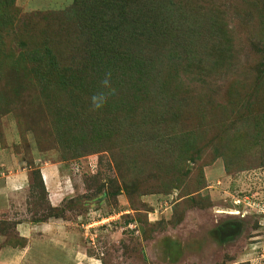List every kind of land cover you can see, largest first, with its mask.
Returning a JSON list of instances; mask_svg holds the SVG:
<instances>
[{
	"label": "rangeland",
	"instance_id": "obj_1",
	"mask_svg": "<svg viewBox=\"0 0 264 264\" xmlns=\"http://www.w3.org/2000/svg\"><path fill=\"white\" fill-rule=\"evenodd\" d=\"M42 166L69 190L56 208ZM13 167L32 218L60 219L87 264H261L264 0H0ZM11 228L0 219V247L35 250Z\"/></svg>",
	"mask_w": 264,
	"mask_h": 264
},
{
	"label": "crops",
	"instance_id": "obj_2",
	"mask_svg": "<svg viewBox=\"0 0 264 264\" xmlns=\"http://www.w3.org/2000/svg\"><path fill=\"white\" fill-rule=\"evenodd\" d=\"M2 161V165H5L4 162L6 160L3 159ZM11 161L9 157L7 162ZM26 168L20 167L15 172H11L14 167L10 170L9 168L0 170V219L5 220L9 226H12L14 238L18 240L19 244L22 242L27 243V248L32 246L35 250L28 249L26 252L24 250L26 249L25 247L18 248V245H15L14 248H11V246L0 247V264H20L24 256L25 259L32 258V256L36 259L38 254H41L42 264H61L64 262L87 264L85 261L86 249L81 254L73 249V246L77 245L76 243L79 241V238H76L74 242L70 243L73 245L71 249L67 248L66 243L71 239L66 237V227L61 228V224H59L60 219L46 216V219L43 218L44 220L39 221L32 218L31 214H29L26 208L27 191H29L27 176L24 171ZM43 168L44 166L40 168V175L48 198L47 201L51 208H56V204L62 202V198L69 193V190L63 181L58 183L60 177L59 171L46 166ZM259 234L253 237L255 241L257 240L256 238L263 235L261 233ZM56 235L61 236L57 237ZM35 237L43 238L45 242L42 244L38 242L37 245H34ZM3 241H5V237ZM250 242H254V240L252 239ZM62 246L63 248H61ZM34 251L37 253L34 254ZM74 254L78 256L76 262L71 261V258L75 256ZM262 256H264V253ZM90 260L93 264H101L95 258L91 257ZM261 264H264V260L261 261Z\"/></svg>",
	"mask_w": 264,
	"mask_h": 264
},
{
	"label": "clouds",
	"instance_id": "obj_3",
	"mask_svg": "<svg viewBox=\"0 0 264 264\" xmlns=\"http://www.w3.org/2000/svg\"><path fill=\"white\" fill-rule=\"evenodd\" d=\"M109 79L110 78L107 74L102 77L100 89L90 97V103L92 106H96L99 103L103 102L105 95L107 94V90L104 86L109 83Z\"/></svg>",
	"mask_w": 264,
	"mask_h": 264
},
{
	"label": "built area",
	"instance_id": "obj_4",
	"mask_svg": "<svg viewBox=\"0 0 264 264\" xmlns=\"http://www.w3.org/2000/svg\"><path fill=\"white\" fill-rule=\"evenodd\" d=\"M218 184H219V181H218ZM240 200L241 199H235V201H236V203L235 204H239L240 203ZM242 201H244V200H242ZM248 206H250L251 207V205L250 204H248V203H246ZM223 208H225V207H223ZM214 209L215 210H217V207H214ZM221 212H223V210H221ZM225 213H233V214H240L241 212H239V210H236V211H231L230 209H226V211H225ZM242 214V213H241Z\"/></svg>",
	"mask_w": 264,
	"mask_h": 264
},
{
	"label": "trees",
	"instance_id": "obj_5",
	"mask_svg": "<svg viewBox=\"0 0 264 264\" xmlns=\"http://www.w3.org/2000/svg\"><path fill=\"white\" fill-rule=\"evenodd\" d=\"M113 2H115V1H113ZM114 12H115V11H114ZM114 12H112V13L114 14ZM39 178H40V184H41V186H42V188H43V191H45V187H44V184H43V181H42L41 175L39 176ZM45 193H46V192H45ZM45 193H44V194H45ZM50 208H51V207H50ZM52 211H53L52 213L55 212V210H52ZM47 215H48V214H47ZM47 215H46V216H47ZM46 216H45V217H42V218H40V219H36V220H39V221H40V220H44L43 218L46 219V218L49 217L50 215H48L47 217H46ZM8 226H9V225H8ZM11 229H12V228H11ZM14 241L18 243V240H17L16 238H15L12 242L14 243Z\"/></svg>",
	"mask_w": 264,
	"mask_h": 264
}]
</instances>
